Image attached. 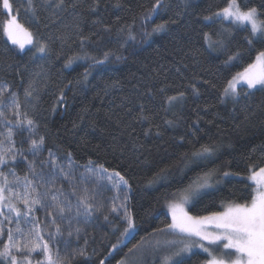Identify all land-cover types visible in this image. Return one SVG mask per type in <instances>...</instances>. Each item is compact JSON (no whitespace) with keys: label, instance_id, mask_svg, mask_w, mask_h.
I'll return each instance as SVG.
<instances>
[{"label":"trees","instance_id":"16d2710c","mask_svg":"<svg viewBox=\"0 0 264 264\" xmlns=\"http://www.w3.org/2000/svg\"><path fill=\"white\" fill-rule=\"evenodd\" d=\"M10 2L14 4L11 15L31 34L34 45L20 50L8 39L4 27L10 16L0 0V87L7 86L10 93L17 94L20 111L37 122L38 134L45 137L37 161H48L49 151L53 154L56 168L50 170L44 164L42 169L51 182L39 192L44 193L54 184L68 196L67 191L71 194L79 179L76 169L98 165L110 173L119 172L128 181L125 204L137 225L135 232L116 250L112 249L121 241V230L114 227L118 219L111 224L104 220L107 211L101 210V203L105 202V193L99 192L100 206L93 211L95 219L84 223V232H80L79 245L83 246L87 239L89 258L76 264H99L100 260L117 264L125 259L130 248L158 234L157 228L171 222L165 195L187 187L195 175L218 169L246 176L249 165L264 166V92L254 91L250 98H241L235 105L220 103L225 81L254 62L264 48L256 45L248 49L244 33L234 32L226 49L211 51L201 35L221 28L203 21L202 15L208 14L210 5L215 10L224 6L226 0H165L168 6L148 21L141 13L154 0H120V7L114 6L117 0H100V9L95 13L89 10L92 0H64L63 5L60 0H33L30 9L27 0ZM252 3L259 5L261 0ZM177 11L181 12L179 17L175 15ZM133 18L137 40L120 47L126 34L118 36L116 28L133 25ZM169 18L177 23L170 24L148 45L140 41L142 24L154 26ZM105 25H111L113 31L105 33ZM82 37H89L83 45ZM41 45L46 46V53L37 51ZM237 49L241 57L226 65L224 61ZM109 50L114 55L109 62L91 69L86 84L82 82L83 73L91 60L79 59L65 67L70 57L103 59V53ZM190 84L196 86L198 95ZM160 88L165 92L160 93ZM25 90L32 96H26ZM180 91L185 93L183 101L168 105L165 96ZM141 105L149 116L147 121L137 118ZM149 128L151 132L145 135ZM26 137V132L15 137L17 147L32 160L26 151L28 144H21ZM207 143L217 145L216 155L207 160L193 158L192 153ZM37 167L39 170V163ZM60 167L65 172H60ZM66 169L72 173L68 179ZM162 169H167V173L159 176ZM3 170L8 173L7 168ZM14 170L23 177L27 163L18 158ZM8 179L14 178L8 174ZM245 183L249 182L231 177L186 210L191 215H208L223 211L222 202H243L240 198L251 192V188H244ZM10 186L14 188L15 184ZM35 216L43 221L45 210L39 208ZM62 226L67 229V222ZM61 251H65L62 245ZM206 259L204 252L195 251L182 264H203Z\"/></svg>","mask_w":264,"mask_h":264},{"label":"snow or ice","instance_id":"6c2138e0","mask_svg":"<svg viewBox=\"0 0 264 264\" xmlns=\"http://www.w3.org/2000/svg\"><path fill=\"white\" fill-rule=\"evenodd\" d=\"M63 2L64 0H60L61 5ZM27 6L29 9L32 8L33 0H27ZM114 6L120 7V0H117ZM167 6L165 0H154L151 7L144 9L141 15L144 21L151 20ZM2 8L10 16L4 27L8 39L14 44H19L23 49L24 43L16 38L17 33L23 32L29 37L31 34L17 22L16 16L11 15L14 4L10 0H2ZM99 9L100 0H92L89 10L95 13ZM16 11L18 12L19 8ZM206 11L208 14L202 15L203 21L212 25H221L219 30L201 33L209 50L226 49L228 43L234 39V32L244 33L243 40L248 49H252L256 45L264 48V0H261L259 5L253 4L252 0H248L247 3L244 0H226L224 6L213 10L210 5ZM175 15L179 17L181 12L177 11ZM117 21H119V17ZM98 22L93 21V23ZM175 23H177L176 19L169 18L162 23H154L151 31L142 24V31L139 34L140 41L146 42L154 34L166 31L170 24ZM134 24L135 18H133V25L124 24L116 28L118 36L126 34V39H123L120 47H124L129 41L137 40V35L134 34ZM226 24L227 26H225ZM103 31L111 33L113 27L105 25ZM87 39L89 37H82L81 45ZM27 42L31 43L32 41L29 38ZM37 51L46 53V46L41 45ZM111 55L114 53L109 50L103 53V59L87 55L70 57L65 67H70L74 61L79 59L91 60L92 63L83 73L82 82L86 84L89 75H91V69L109 62ZM241 55V51L237 49L228 56L224 63L228 65L240 58ZM116 59L120 60L121 57L116 56ZM212 86L215 87V85ZM189 87L197 95L199 94L194 84H190ZM253 90L264 92V50L259 51L254 62L249 63L243 71L236 72L225 81L220 94V103L229 101L234 104L238 103L241 98H250L254 94ZM159 92L164 93L165 89L160 88ZM25 95L30 97L32 92L25 90ZM184 97L185 93L180 91L176 95H166L165 101L171 106L183 101ZM63 99L64 96L61 93L60 101ZM5 108L10 109V115L16 119H11L9 113L4 111ZM20 108L21 102L17 94L10 93L7 86L0 87V126L3 128L0 130V264H76L78 260L86 262L89 258L88 241L85 239L83 246L79 245L81 229L72 227V219H75L77 224L88 222V217L93 214L95 207L91 202L95 199V195L88 188L82 189L84 194L77 197L78 206L73 217L71 201L67 196H64L61 188L53 184L44 193L39 192V188L51 182V177L46 176L42 170L43 165L48 164L51 170L56 168V163L51 151H49L48 161H37L44 149L45 137L38 134L37 122L29 118L27 112H21ZM137 118L149 120L143 105L140 106ZM166 122L169 125L173 124V121ZM25 132L27 137L21 140V144H28L26 151L31 154L32 160H28L24 151L17 147L15 137L23 136ZM150 132L151 128L145 132V135ZM217 151L218 147L214 143L201 144L199 149L192 153V157L207 160L213 158ZM68 156L70 158L71 154L69 153ZM18 158L27 163V171L23 177L17 175L14 170ZM89 164L92 165L93 162L89 161ZM5 168L8 169L7 174L3 170ZM96 168L100 170L98 184L107 180L112 182L113 187H118L121 183L125 186L128 185V181L119 172L113 170L110 173L103 165L88 168V171L94 172ZM59 171L65 172L63 167H60ZM166 173L167 169H162L158 175L162 176ZM8 174L13 176L12 181H9ZM71 175L70 172L65 173V179ZM231 177H240L242 181L250 182L244 184V188H251V192L248 196L240 198L243 202L235 200L222 202L223 211H211L208 215H191L186 210L185 206L192 200L210 189L216 188L217 185ZM229 182L231 181L229 180ZM12 184H22L23 194L15 191L10 186ZM76 192L77 188L73 187L72 194L76 195ZM62 196L63 199H61ZM127 199L128 197L125 196L124 200ZM165 200L171 222L166 223L163 228H157L156 232L178 234L179 239L165 241L166 244L178 247L170 256H164L161 264H182L183 256L194 254V249H200L208 255L209 258L203 264H264V166L249 165L246 176L235 171L213 169L199 175L187 187L166 194ZM17 204L23 205V208L18 207ZM120 207L124 208V213L120 218L126 222L121 236H132L137 225L128 213L126 204L122 203ZM39 208L45 210L43 221L35 216V212ZM111 212L119 215L115 205L111 208ZM49 217H51L50 220H48ZM104 219L107 221L109 217L106 215ZM64 221L68 223L67 229L62 227ZM42 224L43 227H41ZM22 225L28 227L25 228ZM53 228L54 231L49 230ZM119 243L118 240L117 244L111 246L112 249L116 250ZM61 245L65 250L63 252ZM139 247V244L134 245L128 251L132 253ZM99 264H104V260H100ZM117 264H126V260L122 259Z\"/></svg>","mask_w":264,"mask_h":264},{"label":"rangeland","instance_id":"374dc122","mask_svg":"<svg viewBox=\"0 0 264 264\" xmlns=\"http://www.w3.org/2000/svg\"><path fill=\"white\" fill-rule=\"evenodd\" d=\"M185 1L186 2H196L198 0H185ZM152 27L153 26H149V27H147V29L149 31H151ZM140 31H142V29ZM160 33H162V32L154 34L150 39H148L145 42L146 45L151 43L155 39V36H157ZM16 38L24 43L23 49L31 48L34 45L32 42L31 43L27 42L29 40V38L31 39V37L25 35L23 32H18ZM16 45H17L18 49L23 50V49L20 48L19 44H16ZM253 91H256V90H253ZM229 102L232 103L233 105H235L233 102H231V101H229ZM4 110H5V112H8L9 115H10V109L5 108ZM11 117L12 116L10 115V118ZM0 130H3L2 126H0ZM198 160H202V159H198ZM66 166H68V165H66ZM88 168H91V167H85L82 170L81 169L77 170L75 168L76 171L79 174V176H78L79 179L74 182V187L77 188L76 195L72 194V189L73 188L72 189L69 188V189H71V194L69 193V191H67V194H68L67 198H68V200L71 201V207L73 209L72 216L73 217L75 216V210H76V208L78 206L77 197L84 194L82 189L88 188V189L91 190L92 194L95 195V199L93 201H91V202L94 204L95 207L97 206V208H99V206H100V204H99L100 202L98 201L97 194H99V192L102 193V194L105 193V202L101 203V204H104V205H102V209L101 210L102 211L103 210L107 211L106 215L108 217L110 216V218L107 221L105 219L104 220L107 223L111 224L113 221H115V219H118L119 223H117L114 227H118V229H120L121 233H122L123 230H124V227L122 228V224H123V226L126 227V222L123 219L120 218L123 215V213H124V208H121L120 205L122 203L125 204L124 197L127 195V191H128L127 187L125 185H123L122 183L118 187H113L112 186V182H109L107 180L102 181V184H98L97 181L100 180V170L96 169V171L91 172V171H88ZM73 169H72V171H73ZM67 171L70 172L69 169ZM200 175H203V174H200ZM198 176L199 175H195L192 178V180L190 181V183L193 180H195ZM116 179L118 180L119 178L117 177ZM9 181H11V180L9 179ZM222 185H223V183L217 185V187L219 188ZM153 186H155V185H153ZM217 187L214 188V189H210L209 191L215 190V189H217ZM14 190L20 192L21 194H23V191H24L23 185L22 184L15 185ZM209 191H207V192H209ZM63 193H64V191H63ZM203 195H201L200 197L192 200L189 204H187L185 206L186 209H187V207L189 205H191L195 201L199 200ZM61 199H63V196L61 197ZM113 205H115L118 208L119 215L117 213H112L111 212V208L113 207ZM17 206L23 208V205H21V204H17ZM95 207H94L93 211L97 210V209H95ZM165 209H166V212L168 213L167 207H165ZM95 212H93V214L90 217H88V222H89V220L90 221L92 220V222L94 221V219H95L94 218V216H95L94 213ZM168 215H169L170 221H171V216H170L169 213H168ZM65 222H67V221H65ZM83 226H84L83 222L77 224L76 220L72 219V227L73 228L79 227L81 229V232H84ZM22 227L27 228L28 226H22ZM86 227H88V225H86ZM129 237H131V236L121 237V241H120L119 244H123L126 240L129 239ZM177 239H179L178 234H171V233H158V234H155V235L151 236L150 238L144 240L140 244L139 248L135 249L134 252L130 253L125 258L126 264H161V261H162L163 257L164 256H170L176 250V248L178 247L177 245L166 244L165 241H167V240H177ZM158 241H159V243H157ZM195 251H201V250L200 249H194V252ZM190 255L183 256L182 260L185 259V258H188ZM208 258L209 257L207 255V259ZM177 259H179V258H177Z\"/></svg>","mask_w":264,"mask_h":264}]
</instances>
